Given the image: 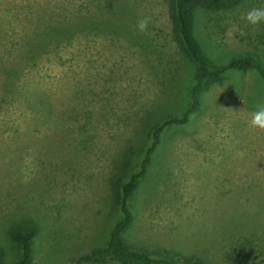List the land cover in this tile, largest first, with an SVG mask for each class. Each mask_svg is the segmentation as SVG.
I'll return each mask as SVG.
<instances>
[{
	"label": "rangeland",
	"instance_id": "rangeland-1",
	"mask_svg": "<svg viewBox=\"0 0 264 264\" xmlns=\"http://www.w3.org/2000/svg\"><path fill=\"white\" fill-rule=\"evenodd\" d=\"M126 1L150 23L148 48L79 32L34 62L17 52L42 10L68 13L79 2L0 0V57L22 69L8 91L0 78V264L19 259L10 230L24 221L38 230L31 264H70L82 247L107 241L121 218L115 192L151 145L149 128L187 109L196 68L172 40L165 0ZM259 8L264 0L196 13L193 36L212 69L245 54L264 66V23L244 19ZM32 91L49 102L52 121ZM200 101L188 123L163 131L128 199L134 222L124 239L151 254L264 264V130L249 123L264 106V81L231 70ZM256 231L250 257L240 243Z\"/></svg>",
	"mask_w": 264,
	"mask_h": 264
},
{
	"label": "trees",
	"instance_id": "trees-1",
	"mask_svg": "<svg viewBox=\"0 0 264 264\" xmlns=\"http://www.w3.org/2000/svg\"><path fill=\"white\" fill-rule=\"evenodd\" d=\"M79 2L80 7L68 13L51 12L43 9L38 17V22L33 28V34L28 33L23 37L17 56L20 60L36 61L37 57L56 48L64 41L70 40L79 32L109 33L124 37L127 41L144 46L152 44L150 35L151 27L148 22L144 31L136 28L138 16L133 5L126 0H74ZM246 0H165L168 19L171 24V37L177 44L179 51L184 58L194 62L195 84L190 91V102L186 111L180 117H169L149 128L147 138L152 137V143L146 150L144 147L135 153L134 158L137 164L135 171L128 177L126 183L120 185L121 192H115L118 196L121 218L112 227L107 241L93 247L90 245L82 247L77 256L70 264H211L195 255H186L175 250H162L158 254L147 253L142 250L130 248L126 244L124 234L129 231L134 222V216L128 205V199L138 187L142 177H144L147 166L152 155L161 143V135L166 127L171 125L181 126L188 123L190 117L200 110V98L202 92L211 83L221 81L223 75L228 71H253L264 81V66L261 61L251 54H245L231 59L220 68L212 69L208 60L203 55L196 39L193 36L195 17L197 12H218L228 10L236 5L244 4ZM143 18V17H141ZM150 37V38H149ZM143 42V43H142ZM143 44V45H142ZM18 59V58H17ZM20 61L9 63L0 57V78H5L2 86L8 91L22 69L19 67ZM18 67V68H17ZM35 91L28 93L30 97H35L34 103L45 110V120L52 121V108L48 107L49 102L42 100V96L34 95ZM4 101V96L1 97ZM48 105V106H47ZM38 110V109H37ZM43 112V110H42ZM54 115V114H53ZM136 168H139L137 171ZM132 170V169H131ZM259 231V230H257ZM252 233L250 237H244L240 243L245 252L253 256L256 252L254 241L259 237L258 232ZM38 230L34 223L24 221L21 225L10 230L11 240L18 245L21 255L14 264H31L34 255V244ZM75 247H72L74 249ZM248 256V255H247ZM51 261V260H50ZM49 261V262H50ZM50 264H57L51 261Z\"/></svg>",
	"mask_w": 264,
	"mask_h": 264
},
{
	"label": "clouds",
	"instance_id": "clouds-1",
	"mask_svg": "<svg viewBox=\"0 0 264 264\" xmlns=\"http://www.w3.org/2000/svg\"><path fill=\"white\" fill-rule=\"evenodd\" d=\"M244 19L250 25H256L258 23H264V8L252 9L245 14ZM148 19L141 18L138 19L136 23V28L139 31H144L147 27ZM250 126L255 127L257 129L264 130V106H260L257 108L255 112H253L251 120L249 121Z\"/></svg>",
	"mask_w": 264,
	"mask_h": 264
}]
</instances>
